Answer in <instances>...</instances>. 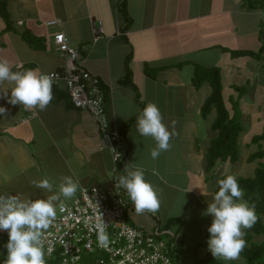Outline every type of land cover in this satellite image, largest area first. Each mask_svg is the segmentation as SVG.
<instances>
[{
	"label": "crops",
	"instance_id": "crops-1",
	"mask_svg": "<svg viewBox=\"0 0 264 264\" xmlns=\"http://www.w3.org/2000/svg\"><path fill=\"white\" fill-rule=\"evenodd\" d=\"M8 1L13 30L6 32L0 17V58L7 59L13 71L29 67L49 73L66 64L53 43L56 33H64L72 47H85L84 69L100 78L111 127L124 135L127 151L125 160L116 164L91 114L75 109L68 97L52 100L44 111H25L8 102L11 89L5 82L0 85V107L6 109L0 113V195L46 199L53 193L34 187L32 180L50 179L55 192L61 178L71 176L79 181L78 191L55 206L72 204L84 188L108 189L116 168L122 173L132 163L130 167L144 170L160 207L137 215L130 201L128 222L153 230L176 220L174 229L181 224L184 249L203 223L204 230L212 223L213 217L204 213L229 164L219 161L207 174V152L217 137L211 128L216 113L202 116L211 88L208 83L193 85L195 67L220 69L225 104L247 123L251 103L264 109V67L237 52L259 51L262 13L247 10L241 0ZM51 21L61 25L50 27ZM99 21L101 34L93 27ZM24 33L42 39L44 49L32 48ZM126 78L128 83L123 82ZM150 102L159 107L169 131L176 121L172 146L157 159L150 155L155 141L136 131V118ZM251 117L262 125L261 133L264 111ZM181 257L184 263L182 251Z\"/></svg>",
	"mask_w": 264,
	"mask_h": 264
},
{
	"label": "clouds",
	"instance_id": "clouds-1",
	"mask_svg": "<svg viewBox=\"0 0 264 264\" xmlns=\"http://www.w3.org/2000/svg\"><path fill=\"white\" fill-rule=\"evenodd\" d=\"M5 82L11 89L8 102L23 106L25 111H44L54 98L50 74L35 69L13 71L10 62L0 58V85ZM3 95L7 96L8 91H4ZM5 111L0 107V113ZM171 124L172 130L169 131L163 123L159 107L151 102L137 116L136 131L140 136L151 137L155 141L156 146L150 152L152 159L170 150V140L176 134V121ZM131 164H126L123 174L117 177L116 188L126 191L137 215L157 212L160 201L156 190L145 179L144 170L132 168ZM31 183L53 194L36 200L0 195V230L7 231L9 236L4 264H46L43 239L57 215L55 202L62 197L73 198L80 186L79 181L71 176L62 177L55 192L54 182L48 178L34 179ZM217 185L218 190L204 213L213 217L208 228V250L216 260H238L246 244L244 230L251 229L258 220L255 206L243 199V189L234 175L219 179ZM102 227L97 224V228L102 230Z\"/></svg>",
	"mask_w": 264,
	"mask_h": 264
},
{
	"label": "built area",
	"instance_id": "built-area-1",
	"mask_svg": "<svg viewBox=\"0 0 264 264\" xmlns=\"http://www.w3.org/2000/svg\"><path fill=\"white\" fill-rule=\"evenodd\" d=\"M93 27L95 33L103 32L100 21ZM53 43L66 61L63 70L47 73L53 89H63L75 109L91 114L114 162L121 163L126 158L125 137L111 127L100 78L84 69L86 48L72 47L62 32L54 35ZM121 174L117 167L108 189L84 188L72 204L56 207V218L43 239L44 258L57 256L58 264H82L85 256L89 264H183L178 252L182 238L174 228L144 230L128 222L130 199L123 188H116Z\"/></svg>",
	"mask_w": 264,
	"mask_h": 264
},
{
	"label": "trees",
	"instance_id": "trees-1",
	"mask_svg": "<svg viewBox=\"0 0 264 264\" xmlns=\"http://www.w3.org/2000/svg\"><path fill=\"white\" fill-rule=\"evenodd\" d=\"M244 7L250 11H260L262 18L260 21L259 35L261 40V47L257 52L240 51L237 52L240 56H252L254 59L260 61L264 67V0H241ZM8 0H0V17L6 23V32L13 30V23L8 13ZM123 15L127 16L125 5L122 6ZM24 40L34 49H44V41L29 33L23 34ZM29 67H26L28 69ZM152 76V72H148ZM129 78L123 80L128 83ZM208 83L211 88V94L205 101L202 107V116L208 117L213 111L216 113L215 120L212 123V131L217 133V137L211 141L206 156V171L207 174H212L219 161L228 163H237L240 159L239 137L244 131V124L242 123L238 114L232 115L228 110L223 97V83L221 71L219 68H203L201 66L195 67V74L193 78V85L196 88ZM101 86L102 82H101ZM53 100H57L60 96L68 95L59 93V90L53 89ZM59 96V97H58ZM236 106V105H235ZM129 125H126L125 131L128 130ZM251 144L258 146V150L249 157L250 162L259 161V166L255 170L254 177L239 178L237 181L239 186L243 189V198L249 205L255 206V211L258 217L256 224L251 229H245V247L240 253V261H224L215 259L212 254L207 255L203 259H199L192 264H264V128L261 133L256 134L251 139ZM221 177L222 178H225ZM218 190V188H217ZM178 221L169 220L165 226L167 228H174ZM181 224L177 227V232H180ZM210 227V226H209ZM208 227V228H209ZM208 228L204 235V241L200 245H207L210 238ZM260 238V240H257ZM262 238V239H261ZM8 233L0 232V264H4L7 258V249L5 247L8 242ZM183 240L179 247V254L183 249ZM199 245V246H200ZM46 264H58L57 256L48 260L45 258ZM82 264H89V257L85 256ZM185 264V263H183Z\"/></svg>",
	"mask_w": 264,
	"mask_h": 264
},
{
	"label": "rangeland",
	"instance_id": "rangeland-1",
	"mask_svg": "<svg viewBox=\"0 0 264 264\" xmlns=\"http://www.w3.org/2000/svg\"><path fill=\"white\" fill-rule=\"evenodd\" d=\"M255 103L256 102L250 104V106L252 107L248 110V113L250 114V120L244 124V131L239 137L238 143L240 150V159L237 163H229L227 167V174L234 175L236 179L254 177L255 170L259 166V161H249V157L251 156V154L255 153L258 150V146L252 145L250 139L253 135L259 133L262 126L257 122L256 117H254L253 119V117L251 116L255 115L258 112L264 111V109L256 108L257 106H255ZM211 185L213 184L211 183ZM210 225L211 223L208 226ZM205 226L206 225L203 223L197 233H194L192 236L188 237L184 249H182V256L185 264H192L195 261L203 259L207 255L211 254V252L208 250V246L199 244L204 241L203 233L204 231L206 232V229L204 230ZM257 240H260V238H258ZM237 261H240V259H238Z\"/></svg>",
	"mask_w": 264,
	"mask_h": 264
}]
</instances>
